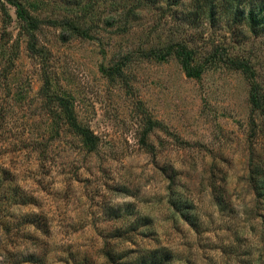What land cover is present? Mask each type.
Returning a JSON list of instances; mask_svg holds the SVG:
<instances>
[{"label":"rangeland","instance_id":"1","mask_svg":"<svg viewBox=\"0 0 264 264\" xmlns=\"http://www.w3.org/2000/svg\"><path fill=\"white\" fill-rule=\"evenodd\" d=\"M22 1L43 21L76 11L90 39L45 25L33 56L0 0V40L17 45L8 89L0 78V264H140L154 250L161 264H264V108L251 124L244 74L217 58L190 79L175 53L142 55L174 35L194 63L222 45L264 96V37L189 0ZM43 69L96 150L47 115Z\"/></svg>","mask_w":264,"mask_h":264},{"label":"trees","instance_id":"2","mask_svg":"<svg viewBox=\"0 0 264 264\" xmlns=\"http://www.w3.org/2000/svg\"><path fill=\"white\" fill-rule=\"evenodd\" d=\"M149 0H145L148 3ZM155 0H152L154 3ZM158 1V0H156ZM165 5L173 1L180 0H160ZM193 8L192 15H202L207 21H211L215 14H223L228 25L227 27H237V29L244 28L251 35L264 37V0H189ZM2 6L7 5L14 9L15 18L19 24L18 34L26 38V50L33 56H39V48L36 46V32L42 26L58 27L67 31L71 36L80 37L83 39H90L89 27L79 23L78 13L73 10H68L65 16L58 20L43 21L32 16L29 8L25 6L22 0H1ZM112 9L115 8L117 2L112 1ZM3 14L4 8L2 9ZM1 39V38H0ZM6 39L0 40V78L2 77V88L8 89V78L14 70L15 61L17 58V45L14 42ZM193 42L182 38H176L174 35L168 39L167 44L163 46H152L144 54L145 57H153L157 61H162L170 54L175 53L178 57L180 67L185 76L190 79H197L203 72L205 66L211 59L217 58L227 67L233 70L241 71L249 86L248 103L250 106V121L254 123L255 114L264 108V96L260 92L259 85L254 81V70L250 62L242 56L224 55L220 52L221 46H214L204 56L203 61L194 63L196 53L192 46ZM42 86L40 94L47 102V115L52 119L55 127L63 124L67 127L69 132L78 137L81 143L92 152L96 150L98 145V138L87 128L80 126L74 115L73 106L69 96L57 92L52 89L51 76L46 70H42ZM149 128H156L159 125L156 122L147 123ZM156 250L149 252L139 261L140 264H161L168 260V256H157ZM109 260L114 259L112 251L105 252Z\"/></svg>","mask_w":264,"mask_h":264}]
</instances>
